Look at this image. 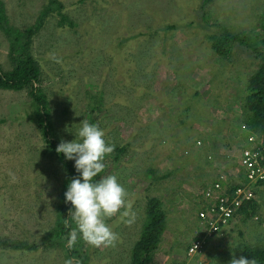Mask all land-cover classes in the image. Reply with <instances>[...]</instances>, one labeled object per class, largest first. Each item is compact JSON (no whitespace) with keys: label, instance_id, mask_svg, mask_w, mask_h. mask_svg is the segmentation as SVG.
<instances>
[{"label":"rangeland","instance_id":"374dc122","mask_svg":"<svg viewBox=\"0 0 264 264\" xmlns=\"http://www.w3.org/2000/svg\"><path fill=\"white\" fill-rule=\"evenodd\" d=\"M2 1L9 23L23 30L35 22L49 0ZM59 1L74 27L58 26L59 17L51 15L33 43L54 133L59 140L72 141L75 136L67 129L75 131L87 119L104 130L108 143L126 145L117 161L114 151L105 157V168L97 178H118L128 193L127 208L121 212L134 216L118 213L106 220L116 237L109 246L93 247L82 239L79 264H131V248L151 196L164 200L171 216L184 210L187 218L181 220L180 215L179 246L190 233L194 212L199 226V193L213 182L216 172L213 168L208 172L209 153L202 148L211 144L198 142L215 138L214 151L228 141L221 129L222 133L233 129L241 143L250 135L239 117L248 74L256 68L254 53L234 44L233 62L224 66L220 63L224 59L211 48L209 35L219 33L216 25L224 24L231 31L246 32L244 38L253 45L260 44L264 0ZM8 53L9 41L0 29V65L5 69L12 66ZM95 103H101L96 117L89 111ZM31 104L26 90L0 89V242L38 246L26 250L0 244V264H66L69 260L74 264L65 247L48 246L42 240L56 221L65 172L56 159L44 154V140L30 119ZM196 118H201L199 124ZM178 122L185 125L184 132L194 126L193 130L180 134ZM215 154L208 157L210 165L218 159ZM203 167L212 174L207 177L210 181L202 177ZM166 173L167 178H155ZM260 202L258 213L241 228L251 246L264 242V191ZM172 234L165 239L178 235ZM162 250L166 251L161 256L170 253L166 246ZM227 250L236 255L234 247ZM204 255L213 257L204 251L199 257L186 256L190 258L186 261L214 264L212 258L203 260ZM230 258L217 259L229 264Z\"/></svg>","mask_w":264,"mask_h":264},{"label":"trees","instance_id":"16d2710c","mask_svg":"<svg viewBox=\"0 0 264 264\" xmlns=\"http://www.w3.org/2000/svg\"><path fill=\"white\" fill-rule=\"evenodd\" d=\"M63 8L64 5L59 0H49L46 6L40 10L35 22L26 29L20 30L9 23L4 2L0 0V29L4 32L9 41L8 54L12 65L9 69H5L0 65V89L27 91L32 100L31 106L33 108L30 112V119L36 124L44 140L43 152L46 156L56 159L60 165L63 166L65 175L61 184L59 200L56 204V221L54 225L43 234L42 240L45 244L47 243L48 246L61 245L65 247L68 251V255L75 258L74 264H79V260L82 259V238L77 234L74 246L71 248L67 246V240L70 238L72 231L75 230L76 225L71 217H69V210L72 208V205L70 202L65 203L64 195L69 181L75 178L78 173L74 167V161L66 160L56 151L61 140H59L53 130L50 101L41 84L42 69L37 57L33 53L34 39L44 28V24L49 16L57 15L59 17L57 25L60 27H74L75 24L63 13ZM216 26H218L221 31L209 35V40L211 41V48L216 55L226 61L219 60L224 66H229V64L233 62L232 55L234 44L244 45L254 53L256 68L248 74L249 77L246 83L247 94L242 98V111L239 118L243 122L242 125H245L244 131L247 135L256 136L257 139L261 140L264 144V33L261 37L260 44L253 45L250 40L244 38L246 32L231 31V29L224 24H217ZM216 69L218 68L216 67ZM246 76L247 74L245 73V77ZM97 110H101V103H98V105L95 103L89 111L93 112L96 117L98 114ZM186 117L188 118L187 114ZM198 119L196 118L195 122L198 121L199 124L201 118ZM90 121L94 122L95 119H90ZM178 126L181 128L180 134H188L194 127H190L187 133V130L184 132L183 129L185 125L182 127L178 122ZM174 128L176 132L179 130L178 127ZM222 134L221 129V136H223ZM213 140L208 138V140L203 139V141H199L202 146H204L202 142L207 143L208 141V143L211 144L209 148L202 147L205 154L208 149H215L216 145L213 143ZM123 145H114V152L112 153L114 161H117L126 151V145ZM150 172L154 174L156 170L150 169ZM243 174L242 171L240 178L245 182L246 177H244ZM168 175L169 173H166L158 175L155 178L161 180L167 178ZM261 186H264V179L256 183V187ZM199 196L200 198L202 197L201 192ZM163 205L164 200H161L159 197L151 196L147 198L146 210H144L145 217L142 220L140 233L131 248V264H158L155 261V254L167 228L168 221L170 217H172ZM257 206L256 200L245 203L239 209V213L246 214L248 218L254 217L257 212ZM0 244H3L4 247H11L14 249L24 248L26 250H33L38 248L35 244H24L14 241H1ZM253 245L255 246L245 245L242 251H240L241 256L252 260L253 264H264V242L262 245ZM195 257H199V255H195ZM73 258L71 259L74 260Z\"/></svg>","mask_w":264,"mask_h":264},{"label":"clouds","instance_id":"9594fccd","mask_svg":"<svg viewBox=\"0 0 264 264\" xmlns=\"http://www.w3.org/2000/svg\"><path fill=\"white\" fill-rule=\"evenodd\" d=\"M245 126V125H243ZM72 141L61 140L56 148L66 160L74 161L78 175L72 178L65 192V203L72 205L69 217L74 221L76 228L67 240V246L73 247L77 234L87 244L93 247L109 246L115 241V234L106 220L118 213L123 217H132V214L121 209L127 208L128 193L115 175L100 176L105 168V157L112 153L114 145L105 140V132L98 124L84 119L79 123ZM12 180L13 173H9ZM131 222V219L128 220ZM66 264H72L69 260ZM229 264H253L252 260L241 256H233Z\"/></svg>","mask_w":264,"mask_h":264},{"label":"built area","instance_id":"2783aa9c","mask_svg":"<svg viewBox=\"0 0 264 264\" xmlns=\"http://www.w3.org/2000/svg\"><path fill=\"white\" fill-rule=\"evenodd\" d=\"M240 153L239 165L246 177L245 182L239 177L233 183L231 172H221L201 191V208L197 216L199 227L188 246L189 256L202 255L207 238L219 234L240 215L239 209L243 204L256 198V183L264 179V144L256 136L249 135Z\"/></svg>","mask_w":264,"mask_h":264},{"label":"crops","instance_id":"0c3cea01","mask_svg":"<svg viewBox=\"0 0 264 264\" xmlns=\"http://www.w3.org/2000/svg\"><path fill=\"white\" fill-rule=\"evenodd\" d=\"M239 131L243 132V130H241V129H239ZM223 134H228L227 135L228 141L225 140V141H223V143H220L222 145V148L220 147L221 150L217 149V150L213 151V150L208 149L207 153H209V155L206 154L207 155L206 164L208 162V165L210 166V167H207L208 172L212 171L211 168L216 170V172H214V177L212 174L205 171L206 167L205 168L203 167L204 175H202L200 172L198 173V175L201 174L202 177L207 179V181H210L212 179L211 180V182H212V181H214V179L217 176L216 173L219 174L221 172H225V173L231 172L232 177H233L232 181L234 183L240 177V175L242 173V169L240 168V165H239V158H240V154H241L239 145H241L243 147L245 142L241 143L240 136H238V133H233V129H231V132H226ZM233 134H234V136H233ZM243 136H245V135L243 134ZM236 146H238V149H235ZM237 150L239 152H237ZM218 151H219V154H215V152H218ZM211 154L212 155L215 154V156H217V158L219 159V160L215 159L214 165H210V162L208 160V157L209 156L211 157ZM215 167H216V169H215ZM239 170H240V172H239ZM238 174H239V176H238ZM210 175H212L211 179H208L207 177H209ZM202 177H200V178H202ZM262 191H264V186L255 188L256 198L254 200H256L257 204H258L256 214L258 213V208L260 207V203H261L260 197H261ZM182 213L180 210H178L177 213H175V214L173 213L172 217H170V219L168 221L167 228H166V230L162 236V240L159 244V248L155 254V261L158 264H192L189 261H186V260H189L191 258V256H189L187 254V248H188V245H189L191 238L194 235L195 229L198 228L199 226H198V221H196V215L194 212L192 215V220H189V222L192 223V225L190 227L191 228L190 233L187 236V239L185 240V242L182 244L179 243V246H178V242L180 241L179 240L177 242L178 237H181V239H183V235L180 234V232H178V229L180 227L179 222L181 220L187 218L184 216V214H185L184 210L182 211ZM180 215L184 216L181 218V220H180ZM247 219H248V216L246 214L240 213V215H238L236 218H234L233 221H231L227 226H225L219 234L208 237L206 240V245H205V253H207V255H212L213 257L204 255L203 260H206V259L208 260L209 258H212L213 259L212 262H214V264L215 263L220 264V261L217 259L219 256H220V258H222L224 260L229 256H231L230 259H232L233 256H235L236 258L241 257L240 251H242V249L245 245H249V244H246L248 241L245 237V234L242 233V230H241V228L244 227V225L246 224ZM248 222H249V220H248ZM259 222L261 223V221H259ZM181 224H182V226H184L186 228L188 227L187 224H185V223L181 222ZM186 228H183V229L186 230ZM172 233L173 234L178 233V235H176V237H173V239H169L170 241L169 240L167 241L165 239L166 236L169 234H172ZM230 234L231 235L233 234V235L231 236ZM227 238H230L229 244H227ZM164 240H166V241H164ZM174 244L178 247L175 248ZM164 246H166L167 250L170 253L169 254L165 253V255L163 254L161 256V253H164L166 251V250H162V248H164ZM228 247L229 248L231 247L232 249L234 247L236 250V255L231 254V252L229 250H227ZM186 256H189L190 258L189 257L187 258Z\"/></svg>","mask_w":264,"mask_h":264}]
</instances>
